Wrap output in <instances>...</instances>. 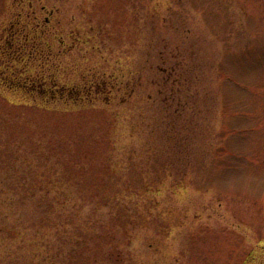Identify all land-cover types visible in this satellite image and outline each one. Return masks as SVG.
<instances>
[{
	"label": "rangeland",
	"instance_id": "rangeland-1",
	"mask_svg": "<svg viewBox=\"0 0 264 264\" xmlns=\"http://www.w3.org/2000/svg\"><path fill=\"white\" fill-rule=\"evenodd\" d=\"M4 62L86 92L0 76V192L49 173L83 202L0 204V264H264V0H0Z\"/></svg>",
	"mask_w": 264,
	"mask_h": 264
},
{
	"label": "trees",
	"instance_id": "trees-1",
	"mask_svg": "<svg viewBox=\"0 0 264 264\" xmlns=\"http://www.w3.org/2000/svg\"><path fill=\"white\" fill-rule=\"evenodd\" d=\"M14 45L13 48L10 49H4L2 51L5 52H11V50H15L16 47L15 43H11ZM18 50V49H16ZM25 51L23 48H20L19 51L16 53H20ZM14 53V54H16ZM13 56V54H11ZM14 59H20V57L16 56ZM25 60V59H24ZM17 71L15 68H13L11 65L8 67V63L4 62L0 65V76L6 79H10L11 82H13L12 86H15L16 83L20 84L21 76H16ZM22 79V78H21ZM29 82V81H27ZM23 84H27L25 81H23ZM22 88V84L16 85V87ZM29 88V87H27ZM26 89V87H25ZM12 166V165H11ZM15 168V166H13ZM55 175L52 174H45L44 176L40 177L39 179H34L32 177H26V176H20V178H13V184H21L23 188H16L14 190H2L0 192L2 194L0 204L1 207L6 210L4 214V219L9 218L10 215L7 213L8 207L12 206L14 204L19 205V203H27L32 202L36 203L37 205H46L50 210L58 209L59 216L63 215L65 216V213L68 211L67 207L71 205V207L75 208L76 212V218L79 219L81 217L80 211H78L80 208L83 207L82 196L77 195V193L68 191L65 188V184L67 185L65 178L62 176L60 179H54ZM7 178H4L6 180ZM54 189H53V188ZM56 187H61L62 189H56ZM107 196H105L106 198ZM120 199L117 195L109 196L108 200H118ZM67 210V211H66ZM87 219V218H85ZM20 220V219H19ZM24 223L23 220H20L19 224H16V222L12 225L13 227H6L5 231L8 233L11 239L15 240V243L19 240L26 241V244L22 246H27L28 252L33 255V257L39 258L40 261H43L44 263L50 262L51 257L48 255H43L42 250L50 249L49 240H47V235L44 232L37 231V233L34 236H29L28 238V232L24 227L21 225ZM64 226L63 223H59ZM61 231V230H60ZM90 231V230H89ZM92 231V230H91ZM63 232V231H62ZM64 235V233H63ZM127 235H129V232H127ZM33 237L34 240L31 238ZM30 240L32 242H30ZM21 247L16 248L15 251L19 250Z\"/></svg>",
	"mask_w": 264,
	"mask_h": 264
},
{
	"label": "flooded vegetation",
	"instance_id": "flooded-vegetation-1",
	"mask_svg": "<svg viewBox=\"0 0 264 264\" xmlns=\"http://www.w3.org/2000/svg\"><path fill=\"white\" fill-rule=\"evenodd\" d=\"M49 21V20H48ZM23 45V44H22ZM22 77H24V73L21 72ZM177 78V77H176ZM32 79V78H31ZM33 81L29 80H24L27 84H23V81H20V84L25 85L26 90H30L31 92H40V93H85L86 91L84 90V88H79V87H74L73 89L70 88L68 89L67 86H59V85H54L52 87H45V85L43 84L44 80H40V79H32ZM51 80V78L49 79ZM29 81V82H27ZM32 89H29V88ZM94 89V90H93ZM99 89V91H98ZM103 90L99 87H94L91 89L90 92L87 93H99L102 92ZM263 252H260V254L257 256L253 253V251H251V253H249V255H247V257L244 259L242 264H256L257 260L259 259V256H262ZM263 264V263H262Z\"/></svg>",
	"mask_w": 264,
	"mask_h": 264
}]
</instances>
